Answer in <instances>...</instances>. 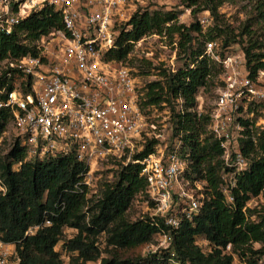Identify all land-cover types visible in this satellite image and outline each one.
I'll list each match as a JSON object with an SVG mask.
<instances>
[{"label":"trees","instance_id":"obj_1","mask_svg":"<svg viewBox=\"0 0 264 264\" xmlns=\"http://www.w3.org/2000/svg\"><path fill=\"white\" fill-rule=\"evenodd\" d=\"M235 1L186 0L194 19L190 25L180 23L176 11L140 8L119 28L115 47L105 54L108 62L127 64L135 45L150 36L166 37L176 44L177 59L183 63L176 71L154 66L147 59L141 61L139 67L147 69L142 75L158 77L146 84L142 108L147 115L152 109L170 108L172 136L182 137L188 145L187 179L204 185L200 213L178 229L150 216L131 221L128 212L134 200L141 195L149 199L140 164L118 161L122 164L114 182L105 184L100 198L95 199L86 186H79L87 166L75 154L28 162L26 149L14 140L4 154L0 149V177L8 189L6 195L0 194V242L15 245L19 264H66L63 255L71 258L68 264H236L235 258L240 264H264V204L249 207L254 199H264V130L251 119H240L244 128L241 148L248 167L238 176L231 205L221 185L225 169L222 149L206 131L210 116L202 114L199 118L197 113L200 92L224 73L223 67L205 54L208 43L222 40V57L229 54L226 50L240 44L253 81L264 70V0H247L250 17L238 29L220 12L225 4ZM201 13L211 17L207 31L199 21ZM62 30L61 14L45 6L21 21L12 35L0 36V60L37 55L34 43ZM152 69L159 72L152 74ZM179 99L182 108L177 104ZM260 105L264 104L251 103L250 112ZM11 122L10 112L0 111V147ZM158 143L154 137L148 139L135 160L152 154ZM19 164V170H15ZM47 221L51 224L45 226ZM34 227L39 229L27 236ZM66 229L76 231V235L57 250ZM161 234H169L171 248L121 257L123 251L136 252L153 245ZM102 236L106 237L104 251L99 244ZM200 239L206 241V248L198 244Z\"/></svg>","mask_w":264,"mask_h":264},{"label":"built area","instance_id":"obj_2","mask_svg":"<svg viewBox=\"0 0 264 264\" xmlns=\"http://www.w3.org/2000/svg\"><path fill=\"white\" fill-rule=\"evenodd\" d=\"M45 6L61 14L64 30L37 40V55L0 60V111L8 110L12 116L11 142L18 140L26 149L28 162L75 154L87 166L79 186L89 191L98 188L94 175L100 164L120 160L125 165L140 164L148 185L150 217L161 219L171 229L193 221L204 197L188 189L202 183L187 179L188 145L172 133L167 137L153 133L159 141L155 151L135 160L144 149V136L151 137L142 108L146 85L130 67L105 60V54L115 47L119 28L136 12L133 0H0V36L12 35L21 21ZM199 21L203 30L212 23L208 13H201ZM218 47L217 42H210L205 52L223 67L225 82L210 114L208 132L222 149V191L233 205L238 176L248 167L241 148L244 128L240 119H251L245 115L247 103L264 104L260 85L264 70L253 81L243 53L222 57ZM177 104L182 108L183 101L179 99ZM197 113L199 118L203 114L198 109ZM256 127L264 130V126ZM20 165L14 169L19 170ZM7 190L0 177V194L6 195ZM50 224L47 221L45 226ZM38 229L34 227L26 235ZM160 238L159 246L148 247L150 253L171 248L169 234ZM19 263L15 245L0 242V264Z\"/></svg>","mask_w":264,"mask_h":264},{"label":"rangeland","instance_id":"obj_3","mask_svg":"<svg viewBox=\"0 0 264 264\" xmlns=\"http://www.w3.org/2000/svg\"><path fill=\"white\" fill-rule=\"evenodd\" d=\"M133 5L135 10L138 9H163L165 11H176L179 13V21L182 24L190 25L194 19L191 15L192 9L187 7L186 0H133ZM246 6L249 7V1L245 0H236L234 3H227L221 9L220 12L225 16V19L229 24H231L234 28L238 29L246 20L250 17L249 10L246 9ZM250 9V8H249ZM204 31H207L204 30ZM219 45L217 52L222 54L225 49H223V42L222 40L216 41ZM176 52V56L174 55ZM229 54L239 55L244 53L240 44H235L231 48L225 51ZM177 50L176 46L171 44L168 40H162L159 36H150L146 38L143 42L138 43L134 47V51L131 54L130 62L124 65H128L135 74H138L139 80L141 84L146 85L150 81L157 80L158 77L155 75H142L141 73L143 70H147L144 68H140L142 66L141 61L147 59L151 61L154 66H162L164 69L168 70H176L183 66V63L180 59H177ZM134 64V67L132 66ZM152 74H157L159 71L151 70ZM261 87L264 88V78L261 79L260 83ZM225 87V82L222 76H219L214 84L210 85L206 90L203 89L199 96H198V110L203 114L209 115L215 108V104L217 98L222 89ZM248 107L246 109L245 115L248 114L251 117V120L258 124L259 126H264V105L257 106L255 112H250V103H247ZM171 111L170 108L166 107L163 110L160 109H152L150 112L148 111V115L146 114V123H147V132L150 134L151 137L146 138L144 136V148L148 141V138H153V133L161 134L163 137H167L171 135ZM152 127H156V129H152ZM208 132V128H206ZM14 134V129L11 126H8L7 134L4 140H2V146L0 149L4 152L8 149V144L11 143V136ZM204 136V135H203ZM144 150V149H143ZM120 162L118 161H109L103 164H100L95 169L98 171L95 173L94 178L97 180L98 188L95 190L90 191V196L94 197L95 199L100 198L101 190L107 183H112L115 180L116 171L120 168ZM189 192L200 196L199 194H203L204 185L202 183L198 184L197 186L192 185L188 188ZM146 197L144 195L138 196L128 212V219L131 221H136L138 219H142L146 216H150L147 207H146ZM264 204V199L262 197L254 199L250 203V208H255L259 205ZM76 231H72L70 229H66L63 239L58 246L57 250H61L62 246L64 245L65 241L72 238ZM160 236H157L152 243L155 247L159 246L160 244ZM99 244L103 251L106 248V237L102 236L99 240ZM198 244L201 245L203 248L207 247L206 241L200 239ZM148 247L144 250L132 252V251H123L121 252V257L128 258L132 257L137 254V252H141L142 254H147ZM229 251V250H228ZM104 257H109L108 253H103ZM63 260L66 264H68L71 258L67 255H63ZM264 262V259H263ZM235 263L240 264L238 258H235Z\"/></svg>","mask_w":264,"mask_h":264}]
</instances>
